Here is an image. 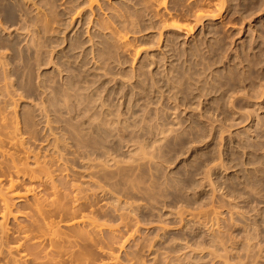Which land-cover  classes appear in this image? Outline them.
Here are the masks:
<instances>
[{"label": "rangeland", "instance_id": "1", "mask_svg": "<svg viewBox=\"0 0 264 264\" xmlns=\"http://www.w3.org/2000/svg\"><path fill=\"white\" fill-rule=\"evenodd\" d=\"M0 134L98 237L0 264H264V0H0Z\"/></svg>", "mask_w": 264, "mask_h": 264}, {"label": "bare ground", "instance_id": "2", "mask_svg": "<svg viewBox=\"0 0 264 264\" xmlns=\"http://www.w3.org/2000/svg\"><path fill=\"white\" fill-rule=\"evenodd\" d=\"M95 0H89V2L92 4L93 2H94ZM169 19L171 20L170 21V23H169V25L171 26V27H173V28H176V29H182V28H185L186 26H187V24H182V23H180V22H178V20H176V19H173V17L171 16V15H169ZM1 119H3V118H1ZM3 121H5L4 119H3ZM10 134V133H9ZM9 134H7V137H9L10 135ZM1 135V134H0ZM6 135V134H5ZM15 136V135H14ZM1 137H3V138H5L4 136H2L1 135ZM0 137V138H1ZM6 137V138H7ZM11 138L13 137V136H10ZM6 138H5V140H6ZM10 138V140H12V139H14V138H12L11 139ZM7 139H9V138H7ZM15 139H16V137H15ZM18 139V138H17ZM16 139V140H17ZM0 140H2V139H0ZM4 140V141H5ZM9 140V144H10V142L12 143V142H15L16 140H12V141H10ZM20 140V139H19ZM18 140V141H19ZM7 141V140H6ZM18 141H16L18 144H20ZM2 143V142H1ZM4 143V142H3ZM14 144V143H13ZM2 145V144H1ZM19 145H17V147H18ZM4 147V146H3ZM20 147H21V145H20ZM0 148H2V147H0ZM12 148H14V146L12 145ZM16 148V147H15ZM17 149H19V148H17ZM22 149V148H21ZM5 150H7V149H5ZM5 150H3V149H0V152H1V157L3 156L4 157V160H1L0 161V173L1 172H3V173H7L8 175H9V177L7 178V177H5V180H7V182L6 181H4V178H0V184H2L3 183V185L2 186H4V183L6 182V184H5V186L4 187H2L1 186V188H0V224L2 225V227H4V231L3 232H10V230H12L13 228H14V230L16 229V231L18 232L17 233V235L16 236H18L17 237V239H18V241H16V243L14 244V245H12V246H10V248H9V251L10 252H14V253H17V254H19V256H21L22 258H24V262H25V260L26 259H28V257H29V254H31L30 252L27 254V253H24L25 251V249H24V247H26L25 245H26V242L27 241H31L32 242V240L33 241H35L34 242V244L35 243H37V241H36V239L34 240L33 238L34 237H38L40 240H50L51 241V243L53 244V243H55L56 242V239L58 240V238L60 237V232L62 231V230H64V234H65V230H66V233H67V230L68 231H70V229L71 230H74V236H76L77 238V240L78 241H83V243H85L86 245H93V244H95L96 243V240L98 239V237H97V235H96V227L93 225V222L90 220V218L87 216V215H84V214H82L80 217H71V218H68V219H65V220H62L61 219V217H59V220H56L55 218L57 217L55 214H54V217H53V213L55 212L56 214H57V212H58V210H63L64 208H63V205H60L59 204V202L57 201L58 199H56V198H58V195H57V186L56 187H54V186H51L52 187V194L50 195V196H52V195H55L54 197H52V198H50L49 196H46L45 194H47L48 193V191H47V193H45V191H46V189H44L45 191H43L42 192V190H40V192H42V194H44V195H40V193H37L36 192V188H35V185L33 186V185H30V186H27V187H25L24 185H21V186H23V187H25L24 189H22V188H20V183H19V179H21L20 178V176H21V174H23V175H27V173H25L26 171L27 172H29V170H26V167L28 168V166H25L27 163L25 162V161H23L24 163H26V164H24V165H22L23 163H22V161H21V159L19 158V157H16V159L17 158H19V159H17V160H15V157L12 155V154H15V153H10V152H8V151H5ZM20 150V149H19ZM10 151V150H9ZM14 151V150H13ZM12 151V152H13ZM15 152V151H14ZM18 156H21V155H18ZM2 157V158H3ZM16 161H21V165L22 166H20L19 164H20V162H16ZM36 163H37V161H36ZM39 163V162H38ZM38 163L36 164V166H37V168H38ZM3 165L4 166H6L7 167V172H4L5 170L4 169H6V167H3ZM25 167V169H24V167ZM36 166H35V168H36ZM41 166V169L39 170V171H37L38 169L36 168L35 169V172H33L34 171V168L33 169H31L30 171L31 172H33L32 174H30L29 175V178H30V181L31 180H34V179H42L43 178V180L44 179H49V180H51L53 177L51 176V174H50V172H49V169H47V168H49V167H46V165L44 166L43 164L42 165H40ZM39 166V167H40ZM2 167L4 168L3 170H2ZM43 167H44V169H43ZM47 171H46V170ZM26 170V171H25ZM30 172V173H31ZM36 172H38V173H36ZM2 173V175H4ZM34 173H36V174H34ZM6 174V175H7ZM29 174V173H28ZM1 175V174H0ZM22 175V177H24ZM5 176V175H4ZM1 177V176H0ZM3 177V176H2ZM27 177V176H26ZM52 177V178H51ZM3 180V181H2ZM49 180L47 181V183L49 182ZM2 181V182H1ZM44 182V181H43ZM22 184V183H21ZM43 184V183H42ZM53 184V183H52ZM28 185V184H27ZM44 185H45V183H44ZM46 186V185H45ZM37 187H39V185L37 186ZM40 189V188H39ZM51 189V188H50ZM38 191V190H37ZM51 191V190H50ZM57 196V197H56ZM56 197V198H55ZM50 198V199H49ZM16 202H20V203H23V204H25L26 206L28 205L29 206V210L27 211V207H25V209L26 210H24V211H21L22 212V214H26L25 216L26 217H28V218H30V223H29V226L28 225H25V224H23V225H25V226H28L27 228L25 227V226H22V224H17L16 225V227L17 228H15V227H12L11 229L9 228V227H7V226H9V225H7L6 226V222L9 220V218L11 217H14V219H16V218H18L17 216H18V214H16V213H14V209L16 208V206H15V204H16ZM58 202V203H57ZM24 205V206H25ZM59 205V206H58ZM15 207V208H14ZM56 207H58V209L56 208ZM59 207H61V208H59ZM66 209V208H65ZM64 209V210H65ZM57 210V211H56ZM16 212V211H15ZM24 212V213H23ZM59 212H61V211H59ZM58 212V213H59ZM21 214V213H20ZM59 215V214H58ZM59 216H61V214L59 215ZM16 217V218H15ZM63 217V216H62ZM31 224V225H30ZM20 225V226H19ZM86 225H92L93 227V232L92 231H85V230H83L82 228H81V226L83 227V226H86ZM11 227V226H10ZM96 229V230H95ZM100 229V228H99ZM92 230V229H91ZM13 231V230H12ZM16 231H15V233H16ZM61 232V233H62ZM6 233H4L5 235H6ZM14 232H12V234H13ZM62 233V234H63ZM7 234H9V233H7ZM33 234H35L34 235V237H33ZM61 234V235H62ZM94 234H95V236H94ZM10 235V234H9ZM59 235V236H58ZM64 236V235H63ZM63 236H61V239L63 238ZM66 237V236H65ZM32 239V240H31ZM75 239V240H76ZM60 240V239H59ZM69 240V239H68ZM27 242V244L28 243H31V242ZM39 242H42V241H39ZM44 242V241H43ZM46 242V241H45ZM71 242V241H70ZM58 241H57V244H56V246L58 245ZM34 244H32V245H34ZM47 244V243H46ZM45 244V245H46ZM37 244H35L34 246H36ZM24 246V247H23ZM38 246V245H37ZM58 247H60L59 245H58ZM40 248V247H39ZM39 248H34V249H38L39 250ZM52 249V248H51ZM61 250V249H60ZM36 251V250H35ZM10 252H8L10 255H11V253ZM22 252V253H21ZM60 252V251H59ZM65 252V251H64ZM63 251H62V253H64ZM13 253V254H14ZM49 253V252H48ZM8 254V255H9ZM50 254V253H49ZM46 255H47V253H46ZM28 256V257H27ZM50 256V255H49ZM10 257V256H9ZM12 258V257H11ZM20 258V257H19ZM22 258L20 259V260H22ZM30 258V257H29ZM32 258V257H31ZM47 258V257H46ZM33 259H34V257H33ZM36 259V258H35ZM40 259V258H39ZM48 260H49V257L47 258ZM29 260H31V259H29ZM28 260V261H29ZM51 260V259H50ZM23 261V260H22ZM27 261V260H26ZM40 261V260H39ZM47 261V260H46ZM45 261V262H46ZM38 262V260H36L34 263H36V264H40L41 262H39V263H37ZM54 262V261H53ZM50 263H52V262H50ZM55 263V262H54ZM58 263V262H57ZM42 264H44L43 262H42Z\"/></svg>", "mask_w": 264, "mask_h": 264}]
</instances>
